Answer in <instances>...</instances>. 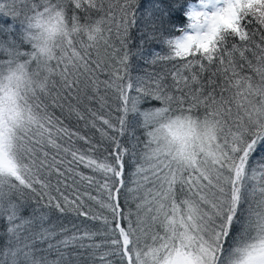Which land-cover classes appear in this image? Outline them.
I'll return each instance as SVG.
<instances>
[{"label": "snow or ice", "instance_id": "snow-or-ice-1", "mask_svg": "<svg viewBox=\"0 0 264 264\" xmlns=\"http://www.w3.org/2000/svg\"><path fill=\"white\" fill-rule=\"evenodd\" d=\"M0 17V264H264V0Z\"/></svg>", "mask_w": 264, "mask_h": 264}, {"label": "trees", "instance_id": "trees-1", "mask_svg": "<svg viewBox=\"0 0 264 264\" xmlns=\"http://www.w3.org/2000/svg\"><path fill=\"white\" fill-rule=\"evenodd\" d=\"M145 2H147V0H145ZM188 2H196V0H185V4H187ZM8 18H2L0 17V23H3L5 21H7ZM181 22L182 23H186V20L183 18L182 14H181Z\"/></svg>", "mask_w": 264, "mask_h": 264}]
</instances>
